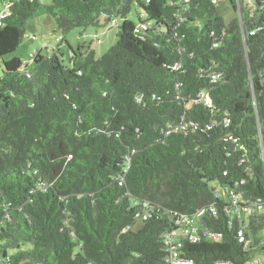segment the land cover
<instances>
[{
  "label": "trees",
  "instance_id": "trees-1",
  "mask_svg": "<svg viewBox=\"0 0 264 264\" xmlns=\"http://www.w3.org/2000/svg\"><path fill=\"white\" fill-rule=\"evenodd\" d=\"M11 3L0 27V264H166L165 233L211 205L218 218L202 225L223 241L184 243L186 257L264 254V217L230 218L222 195L264 201V0H229V21L215 0ZM101 16L118 27L101 58L70 47L67 68L59 46L9 58L31 21L53 19L63 40Z\"/></svg>",
  "mask_w": 264,
  "mask_h": 264
},
{
  "label": "rangeland",
  "instance_id": "rangeland-1",
  "mask_svg": "<svg viewBox=\"0 0 264 264\" xmlns=\"http://www.w3.org/2000/svg\"><path fill=\"white\" fill-rule=\"evenodd\" d=\"M44 5H49L53 0H39ZM222 10V14L226 20H232L235 17L234 10L229 5V0H216ZM132 20H136L134 13L130 16ZM40 31V32H39ZM37 36L33 37L32 34ZM118 27L113 23L106 25V17L101 16L99 26H90L87 28H76L72 30L62 40L63 35L58 31L55 21L49 17L39 18L31 21L26 31L21 46L15 54L9 58H18L22 62H30L32 56L36 52H41L43 56L48 57L59 46L63 54V64L70 68L73 50L82 49L85 56L89 52H94L97 58L103 57L109 50H111L118 42ZM71 47V48H70ZM2 61L0 60V78L2 76ZM211 186H215L214 183ZM142 224H137L134 231L137 232ZM264 236V232L262 233Z\"/></svg>",
  "mask_w": 264,
  "mask_h": 264
},
{
  "label": "built area",
  "instance_id": "built-area-1",
  "mask_svg": "<svg viewBox=\"0 0 264 264\" xmlns=\"http://www.w3.org/2000/svg\"><path fill=\"white\" fill-rule=\"evenodd\" d=\"M3 8L0 11V27L3 26L4 21L11 15V0H2ZM216 2V0H215ZM115 24V22H114ZM145 29L146 27H142ZM58 41H62L59 38ZM207 104L211 105L210 99H206ZM229 192L231 195V200L226 202L228 206L224 208L225 213L231 218H248L250 216L264 217V201H258L256 203H251L247 205L245 202H241L240 197L230 191L226 187L222 195H226ZM219 197V194L216 195ZM241 204L243 206L241 207ZM207 215L217 219L218 209L215 205H211L209 208L200 210L197 214L189 216L183 215L177 222L176 229L168 231L163 236V243L165 245V262L166 264H197L194 259L188 258L184 255V243L188 244H198L202 239L212 240L213 242L220 243L223 241V235L221 233H216L203 227L202 220ZM142 218L141 216H139ZM147 217H143L146 219ZM232 226V221L229 222ZM237 240L240 245L243 246L244 251H248L251 247V240L245 237L244 231L240 230L237 234ZM215 264H234L230 261L216 260ZM246 264H264V254L255 255L249 259Z\"/></svg>",
  "mask_w": 264,
  "mask_h": 264
},
{
  "label": "crops",
  "instance_id": "crops-1",
  "mask_svg": "<svg viewBox=\"0 0 264 264\" xmlns=\"http://www.w3.org/2000/svg\"><path fill=\"white\" fill-rule=\"evenodd\" d=\"M2 8H3V1L0 0V11H2ZM28 27H29V25H28ZM28 27H27V28H28ZM39 32H40V31H39ZM32 36L37 38V36L34 35V33L32 34ZM38 52H39V51H38ZM38 52H36V53H38ZM39 53H41V52H39ZM41 54H42V53H41Z\"/></svg>",
  "mask_w": 264,
  "mask_h": 264
}]
</instances>
